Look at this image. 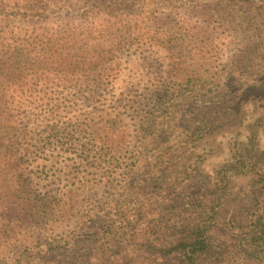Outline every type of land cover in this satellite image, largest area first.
<instances>
[{
	"label": "rangeland",
	"instance_id": "rangeland-1",
	"mask_svg": "<svg viewBox=\"0 0 264 264\" xmlns=\"http://www.w3.org/2000/svg\"><path fill=\"white\" fill-rule=\"evenodd\" d=\"M257 15H264V9H139L138 25L151 29L148 37L157 38L159 28L182 27L184 35L176 43L181 45V54L192 52L183 57L184 63L177 70L172 66L174 58L158 45L160 42L143 50L133 47L134 53L128 48L116 50L118 64L111 77L115 91H111L114 96L109 105L118 109L130 104L118 125L131 137L138 127L133 110L144 108L151 98L150 89L156 86L163 92L180 89L185 93L188 98L177 104L175 113L159 118L156 134L146 146L157 157L153 163L167 148L169 154L164 160L171 155L182 176L170 173L173 186L165 189L151 185L134 194L139 195L135 203L148 205L149 214L129 224L134 231L131 235H97L92 220L84 218L83 212L111 208L116 200L132 194L133 180L154 169L146 165L145 150L133 140L136 147L128 146L124 152L106 157L108 167L97 165L99 159L94 156L90 157L96 162L94 166L81 161V143L87 144L84 138L72 139L77 145L64 140L65 148L53 147L46 155L37 152L40 157L30 173L33 197L52 196L70 215L50 221L33 219L7 204L0 190V264H176L179 256L175 251L170 253L172 247L164 244L168 239L164 235H172L165 224L175 213L169 208L170 199L178 192L186 198L198 196L208 204L209 215L226 225L214 237L225 242L223 249L227 247L233 254L232 247L239 245V221L246 227L254 215L264 213V188L258 176L264 174L259 164L264 150V18ZM193 51H199L197 56ZM184 74L199 77L201 89L192 93L190 83H174L171 76ZM30 127L40 143L45 126L38 122ZM197 127L203 136L190 133ZM134 154L137 165L133 171H128L130 164L122 169ZM125 171L128 180H123ZM180 216L196 217L186 209ZM157 220L162 222L159 230L154 226ZM101 221L119 224L107 217L98 223ZM112 238L119 248L109 245ZM79 240L80 246H71ZM60 244L63 248L55 247ZM242 254L240 250L235 256L241 258Z\"/></svg>",
	"mask_w": 264,
	"mask_h": 264
},
{
	"label": "trees",
	"instance_id": "trees-1",
	"mask_svg": "<svg viewBox=\"0 0 264 264\" xmlns=\"http://www.w3.org/2000/svg\"><path fill=\"white\" fill-rule=\"evenodd\" d=\"M263 4L264 0H0L1 197L17 212L36 220L66 218L70 214L56 204L54 197L34 198L32 195L30 173L38 157L46 155L53 147L65 148L64 140L77 145L72 139L82 141L84 138L87 144L81 143V161L86 166H94L96 162L90 159L94 156L99 159L97 165L108 167V155L122 153L128 146L136 147L137 144H132L136 140L139 148L146 152L143 155L146 165L154 169H149L147 176L134 179L132 194L116 200L111 208H99L97 213L88 210L82 215L92 220L97 235H131L134 231L129 224L149 214L148 205L136 204L139 195L134 194L151 185L169 188L174 182L172 175L182 176L171 155L164 160L169 154L167 148L163 149L161 159L153 163L157 157L146 146L156 134L159 118L175 113L177 104L188 97L180 89L163 92L154 86L144 108L133 110L134 124L138 127L136 134L130 137L118 125L130 104L118 109L109 105L110 97L114 96L111 91H115L111 85L112 71L119 58L115 51L122 48L131 51L133 47L143 50L160 42L158 45L174 58L172 66L177 70L184 63L183 57L192 52L181 54V45L176 43L184 35L182 27L159 28L157 38L155 35L148 37L151 29L139 27L141 21L136 17L137 11L164 6L169 9H264ZM257 16L264 18V15ZM197 52L193 51L192 55L197 56ZM171 77L174 83L184 81L193 85L192 93L201 89L200 78L196 75ZM38 122L45 128L40 133L42 141L37 144L36 133L30 126ZM200 130L197 127L190 133L203 136ZM132 150L137 152L136 148ZM134 156L137 155L134 154L122 169L126 170L130 164L128 171H133L137 165ZM176 157L180 159L179 155ZM259 164L264 167V150L259 155ZM128 171L123 180H128ZM153 172L157 175H152ZM170 173L173 174L170 176ZM258 176L264 188V174L258 173ZM187 197L181 192L174 194L169 208L175 213L165 224L172 235H164L168 238L164 244L172 247L170 253L177 252L179 262L176 264H240L239 261L241 264H262L264 213L254 215L247 228L239 221L240 230L236 235L239 245L232 247V254L227 247L223 249L225 242H217L214 237L217 231L225 230L226 225H220L213 219L214 215H209L208 204L198 196ZM185 209L196 217H179ZM106 217L119 224L98 223ZM160 221L154 226L160 227ZM229 223H234L233 219ZM111 240L113 243L109 245L119 248L114 238ZM80 243L81 240L72 242L71 246H80ZM55 247L63 248V245ZM240 250L243 251L241 258L235 256Z\"/></svg>",
	"mask_w": 264,
	"mask_h": 264
}]
</instances>
